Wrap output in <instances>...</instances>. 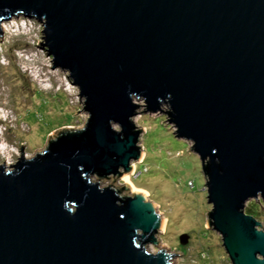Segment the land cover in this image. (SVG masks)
<instances>
[{
	"label": "water",
	"instance_id": "obj_1",
	"mask_svg": "<svg viewBox=\"0 0 264 264\" xmlns=\"http://www.w3.org/2000/svg\"><path fill=\"white\" fill-rule=\"evenodd\" d=\"M21 15L42 24L36 43L88 115L0 164V264H172L146 249L166 219L126 175L144 154L142 111L190 141L204 225L230 264H264V225L245 212L264 199V0H0V23Z\"/></svg>",
	"mask_w": 264,
	"mask_h": 264
},
{
	"label": "rangeland",
	"instance_id": "obj_2",
	"mask_svg": "<svg viewBox=\"0 0 264 264\" xmlns=\"http://www.w3.org/2000/svg\"><path fill=\"white\" fill-rule=\"evenodd\" d=\"M0 27V164L4 160L8 169L20 157L21 143L29 158L44 149L48 135L81 127L88 114L68 73L52 68V57L36 43L43 42L40 22L21 15ZM134 101L144 104L142 99ZM132 119L145 128L140 135L144 154L126 175L133 188L144 190L145 198L158 204L156 211L166 219L156 235L158 245L148 243L146 249L175 253L172 264H230L220 235L204 225L211 205L190 141L178 139L160 111L138 112ZM257 200L249 199L245 210L264 225V199ZM181 234L188 235L187 243H180Z\"/></svg>",
	"mask_w": 264,
	"mask_h": 264
},
{
	"label": "trees",
	"instance_id": "obj_3",
	"mask_svg": "<svg viewBox=\"0 0 264 264\" xmlns=\"http://www.w3.org/2000/svg\"><path fill=\"white\" fill-rule=\"evenodd\" d=\"M245 212H246V213H251V214H252V212H251L250 209H246Z\"/></svg>",
	"mask_w": 264,
	"mask_h": 264
}]
</instances>
